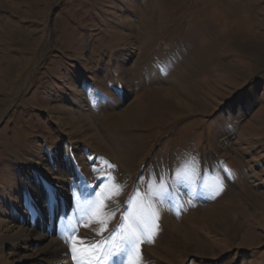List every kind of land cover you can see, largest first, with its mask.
Instances as JSON below:
<instances>
[{
    "label": "rangeland",
    "instance_id": "1",
    "mask_svg": "<svg viewBox=\"0 0 264 264\" xmlns=\"http://www.w3.org/2000/svg\"><path fill=\"white\" fill-rule=\"evenodd\" d=\"M125 212L123 264H264V0H0V264H94Z\"/></svg>",
    "mask_w": 264,
    "mask_h": 264
},
{
    "label": "snow or ice",
    "instance_id": "2",
    "mask_svg": "<svg viewBox=\"0 0 264 264\" xmlns=\"http://www.w3.org/2000/svg\"><path fill=\"white\" fill-rule=\"evenodd\" d=\"M122 221H129L127 225L121 223L119 225L120 237L117 243L113 246L112 250L108 253L109 259L113 261V264H123L124 256L131 251L133 245L138 239L137 231H142L146 227L145 218L136 212H125L121 217ZM117 229H109V232H115ZM74 231V229L72 230ZM70 250L69 254L72 256L74 264L77 262L75 256V241L70 239L69 241ZM80 242L86 247H92V243L88 242L85 238L81 237ZM98 249H94L96 251ZM102 257H98L94 264H101ZM80 264H85V262H80ZM86 264H93V261L89 260Z\"/></svg>",
    "mask_w": 264,
    "mask_h": 264
},
{
    "label": "bare ground",
    "instance_id": "3",
    "mask_svg": "<svg viewBox=\"0 0 264 264\" xmlns=\"http://www.w3.org/2000/svg\"><path fill=\"white\" fill-rule=\"evenodd\" d=\"M162 92L169 98V100H174L176 103H178V104H184V102H183V100H181L180 98H178L176 95H175V93L174 92H172L171 90H169V89H162ZM181 106V105H180ZM180 195H178V198H180L179 197ZM148 199H146V201H147ZM145 201V202H146ZM181 202V201H180ZM182 203V202H181ZM151 204V203H150ZM157 205V204H156ZM158 206V209H159V211H160V214L161 215H165V217H167L168 218V216H169V212H168V209L166 208V204L163 202H159V205H157ZM213 208L214 207H212V208H210V209H204L205 211H201L202 212V214H201V216L202 217H204V215L205 214H208V213H210V212H212V210H213ZM213 213V212H212ZM148 218L150 217L149 215L147 216ZM150 220H152V217L151 218H149ZM169 219V218H168ZM167 219V220H168ZM170 220H171V218H170ZM156 221V220H155ZM172 221V220H171ZM170 221V222H171ZM148 222H149V220H148ZM151 222V221H150ZM147 223V222H146ZM172 223H174V222H171V225H172ZM146 226H149V223H147V225ZM173 227L175 226V225H172ZM178 227V226H177ZM177 227H174V228H177ZM148 230L151 232V233H153L152 231H151V228H148ZM178 232V231H177ZM41 235V234H40ZM38 236V235H37ZM40 238H43V236H40Z\"/></svg>",
    "mask_w": 264,
    "mask_h": 264
}]
</instances>
